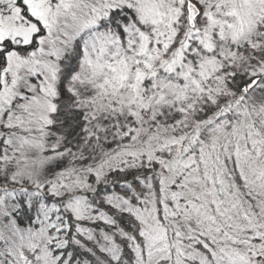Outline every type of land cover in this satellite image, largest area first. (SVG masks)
Returning <instances> with one entry per match:
<instances>
[{
  "label": "snow or ice",
  "instance_id": "obj_1",
  "mask_svg": "<svg viewBox=\"0 0 264 264\" xmlns=\"http://www.w3.org/2000/svg\"><path fill=\"white\" fill-rule=\"evenodd\" d=\"M0 264H264V0H0Z\"/></svg>",
  "mask_w": 264,
  "mask_h": 264
}]
</instances>
